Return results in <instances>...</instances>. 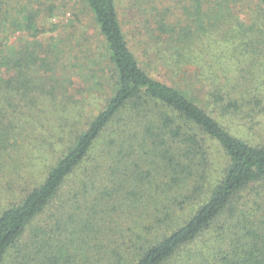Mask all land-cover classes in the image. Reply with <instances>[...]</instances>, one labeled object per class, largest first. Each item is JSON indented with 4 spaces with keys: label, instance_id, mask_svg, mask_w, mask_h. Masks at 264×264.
I'll return each instance as SVG.
<instances>
[{
    "label": "trees",
    "instance_id": "1",
    "mask_svg": "<svg viewBox=\"0 0 264 264\" xmlns=\"http://www.w3.org/2000/svg\"><path fill=\"white\" fill-rule=\"evenodd\" d=\"M87 1L90 96L0 43V264H264V0Z\"/></svg>",
    "mask_w": 264,
    "mask_h": 264
},
{
    "label": "rangeland",
    "instance_id": "2",
    "mask_svg": "<svg viewBox=\"0 0 264 264\" xmlns=\"http://www.w3.org/2000/svg\"><path fill=\"white\" fill-rule=\"evenodd\" d=\"M130 3L132 0H117L124 31L137 54L140 50L134 28L138 27L139 17ZM2 40L16 51L34 48L43 58L49 53L58 76L62 71H82L74 76L70 87L78 98L90 96L94 78L100 74L97 63L100 62L101 70H107L111 64L104 37L87 0H0V43ZM77 61L80 67L73 69ZM187 78L191 79L190 73ZM112 94L109 89L99 93L98 102L104 104ZM193 96L202 101L203 92L194 91ZM88 111L92 115L99 112L94 106L88 107Z\"/></svg>",
    "mask_w": 264,
    "mask_h": 264
}]
</instances>
